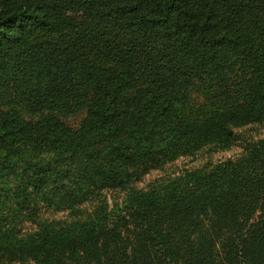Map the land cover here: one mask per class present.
Masks as SVG:
<instances>
[{
    "label": "trees",
    "instance_id": "16d2710c",
    "mask_svg": "<svg viewBox=\"0 0 264 264\" xmlns=\"http://www.w3.org/2000/svg\"><path fill=\"white\" fill-rule=\"evenodd\" d=\"M0 96V264H264V138L134 185L264 122V0H0Z\"/></svg>",
    "mask_w": 264,
    "mask_h": 264
},
{
    "label": "rangeland",
    "instance_id": "374dc122",
    "mask_svg": "<svg viewBox=\"0 0 264 264\" xmlns=\"http://www.w3.org/2000/svg\"><path fill=\"white\" fill-rule=\"evenodd\" d=\"M0 105L5 108L11 104L7 99L0 96ZM21 112L23 116L29 120H33L37 117L35 114L26 112L25 110ZM80 118V115H73L62 118V120L70 126L76 127ZM231 136L233 140L230 145L217 148L208 145L200 146L193 153L175 157L160 169L149 170L143 174L134 185L138 188H147L148 184L155 180L173 177L183 170H192L195 168L207 169L220 161H224L228 158H236L243 154L254 141L264 138V122L235 126L231 130ZM122 195L123 192L119 190L107 192L109 202H112L113 198H120ZM88 207V203L82 205L84 209ZM70 216L73 217L69 214L68 210L46 209L42 213L43 218L56 220H69L71 218Z\"/></svg>",
    "mask_w": 264,
    "mask_h": 264
}]
</instances>
